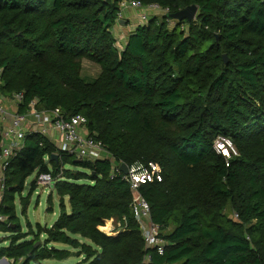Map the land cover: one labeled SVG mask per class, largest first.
Instances as JSON below:
<instances>
[{"label": "trees", "instance_id": "obj_1", "mask_svg": "<svg viewBox=\"0 0 264 264\" xmlns=\"http://www.w3.org/2000/svg\"><path fill=\"white\" fill-rule=\"evenodd\" d=\"M122 1L198 10L189 23L149 17L120 50ZM83 59L99 67L93 79L82 77ZM0 68V95L23 93L20 112L36 98L39 109L82 115L117 163L160 167L161 181L139 191L167 243L163 255L145 248L129 186L108 160H51L55 147L30 134L4 172L0 259L61 261L73 253L60 243L84 257L77 264H264V3L0 0ZM218 135L237 156L216 152ZM35 172L51 175L59 215L22 232L15 198ZM110 220L117 228L106 234Z\"/></svg>", "mask_w": 264, "mask_h": 264}, {"label": "built area", "instance_id": "obj_2", "mask_svg": "<svg viewBox=\"0 0 264 264\" xmlns=\"http://www.w3.org/2000/svg\"><path fill=\"white\" fill-rule=\"evenodd\" d=\"M257 1L264 3V0ZM120 5L117 21L123 18L122 13L128 8L142 11L140 17L146 22L148 11L162 12V16L168 13L167 9H161L158 5L142 6L137 1H122ZM2 84V68H0V86ZM23 99V93H14L10 97L0 95V201L5 188L4 172L10 160L24 148L28 135L38 134L45 137L55 147L58 157L65 155L74 160L92 163L98 160H108L112 168L111 177L121 175L122 180L129 186L130 212L138 224L145 248L155 250L158 255H163L167 243L160 235L159 226L151 220L148 202L139 191L142 185L161 181L160 167L152 162L147 165L134 164L127 166V173L124 174L120 170L121 163L114 161L101 141L88 134L87 121L82 115L67 116L59 108L39 109V101L36 98L28 103L25 111L20 112L19 106ZM7 102L13 109L8 108ZM214 148L226 159L237 156L231 140L223 135L216 137ZM35 183L50 186L53 180L49 173H39L36 174ZM5 220V216L0 214V222ZM101 230L106 234H113L115 227L107 231ZM149 260L150 256H145L144 262Z\"/></svg>", "mask_w": 264, "mask_h": 264}, {"label": "rangeland", "instance_id": "obj_3", "mask_svg": "<svg viewBox=\"0 0 264 264\" xmlns=\"http://www.w3.org/2000/svg\"><path fill=\"white\" fill-rule=\"evenodd\" d=\"M119 7L121 8L120 4H119ZM137 11H139V10H137ZM139 12H142V11H139ZM167 12H168V10H167ZM146 15L148 18L151 16H154V17L157 16L160 18L162 16V12L148 11V12H146ZM122 17H123V13H122ZM123 20H124V18L121 19V22H123ZM117 22L119 23V21H117ZM145 23H146V21L142 20L140 17L138 24H145ZM133 28H135V23H133V26L131 29L134 30ZM98 72H99V67L96 64H93L86 59L82 60V72H81L82 77H84L88 80L93 79L97 75ZM72 160H74V159H72ZM65 168L76 169L75 167H73L69 164L65 165ZM35 177H36V172L26 179V182H25V185H24V188H23L21 195H16V198H15L16 215L18 217L22 232H27V230H28L27 223H30L31 226H33V227L35 226L36 223H39L43 227L45 225V223H49L50 221H52V219H54V216H52L53 213H54V215H58V213H59L58 197H57V194L54 190L53 183L50 186H48V185L47 186H41V185H38L35 183ZM33 183H34V185H33ZM31 187H32V191H31ZM50 195H51V204L49 205L47 199ZM21 198H25L26 201H24V203L21 202L20 201ZM49 207H51V211L48 210ZM111 221H113V220L108 221L106 226H105L108 229L116 227L115 221H113V222H111ZM103 230H104V228H103ZM3 236H5V234L0 233V237L2 238ZM42 240H43V238L41 237L40 242H42ZM0 241H1V239H0ZM84 241L88 242V240H84ZM56 248L57 249H70L69 246L62 245V244L56 245ZM0 260H2V259H0ZM78 260L79 259L77 256L72 255L69 258H66V259L61 260V261L46 260V264H76V263H78ZM0 264H2V262H0Z\"/></svg>", "mask_w": 264, "mask_h": 264}, {"label": "crops", "instance_id": "obj_4", "mask_svg": "<svg viewBox=\"0 0 264 264\" xmlns=\"http://www.w3.org/2000/svg\"><path fill=\"white\" fill-rule=\"evenodd\" d=\"M141 13L142 12H139V11H137V10H134V9H130V8H128V9H125V11H123V18H124V20H123V23H117L113 28H112V33L114 34V36L116 37V39H117V41H118V43H117V45H118V47H119V49L120 50H122L123 49V47L125 46V44H126V42H127V38H128V35L131 33V32H133V30L131 29L132 28V26H133V23H135V27L138 25V23H139V20H140V15H141ZM133 29H135V28H133ZM7 104V106H8V108H10V110L11 109H13L12 107H11V105L9 104V102H7L6 103ZM25 185V184H24ZM56 192V191H55ZM57 194V193H56ZM57 197H58V195H57ZM66 203H67V200H66ZM68 206V205H67ZM58 208H59V206H58ZM68 209H69V207H68ZM49 211H51V207H50V210ZM58 215H59V213H58ZM58 215H54V213H53V215L52 216H54V219H52V221H50L49 223H45V225L43 226V227H51L52 225H53V223L56 221V219H57V217H58ZM57 216V217H56ZM56 217V218H55ZM36 224H39V223H36ZM35 224V225H36ZM27 225H30L31 226V224L30 223H27ZM33 227V226H32ZM35 227V226H34ZM33 227V228H34ZM104 227V226H103ZM102 227H100V229H101ZM106 228V227H105ZM5 236H7V234H5ZM5 236H3L2 238L0 237V239H1V243H0V245H7V241H3L4 240V238H5ZM43 239H44V236H41ZM27 239H30V237H28ZM58 244H60V243H53V246L56 248V245H58ZM62 245H64V244H62ZM67 250H70L73 254L72 255H74L75 254V252H76V250H74V249H72V248H70V249H67ZM71 255V256H72ZM76 256V255H75ZM70 257V256H69ZM68 257V258H69ZM83 256L81 255V256H79L78 257V263H80L82 260H83ZM4 259H6V258H4ZM50 260V259H49ZM52 260V259H51ZM52 261H55V260H52ZM80 261V262H79ZM0 262H2V264H7V263H12L13 261L12 260H8V259H6V260H0ZM40 264H46V260H44V262L42 261ZM77 264V263H76ZM83 264V263H82Z\"/></svg>", "mask_w": 264, "mask_h": 264}, {"label": "water", "instance_id": "obj_5", "mask_svg": "<svg viewBox=\"0 0 264 264\" xmlns=\"http://www.w3.org/2000/svg\"><path fill=\"white\" fill-rule=\"evenodd\" d=\"M197 10L198 9H197L196 5H190V6H187L186 8L179 10L177 12L167 13L165 16L169 20H174V21H178V22L186 21L189 23L195 19L196 15H197ZM119 23L121 24L123 22H121V20H119ZM222 57H223L224 63H227L226 55L224 54ZM50 159L51 160H57L58 155L55 153L51 156ZM75 162H81V161L75 160ZM120 170L122 171V173L126 174L127 173V165L124 163H121ZM38 244H39V242L36 245H38ZM2 259L6 260L4 258H2Z\"/></svg>", "mask_w": 264, "mask_h": 264}, {"label": "bare ground", "instance_id": "obj_6", "mask_svg": "<svg viewBox=\"0 0 264 264\" xmlns=\"http://www.w3.org/2000/svg\"><path fill=\"white\" fill-rule=\"evenodd\" d=\"M104 230H106V229H104Z\"/></svg>", "mask_w": 264, "mask_h": 264}]
</instances>
